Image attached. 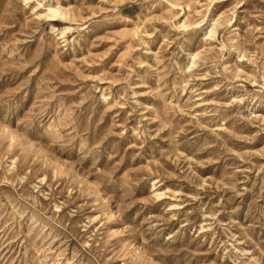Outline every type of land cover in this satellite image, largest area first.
I'll return each mask as SVG.
<instances>
[{
	"label": "rangeland",
	"instance_id": "374dc122",
	"mask_svg": "<svg viewBox=\"0 0 264 264\" xmlns=\"http://www.w3.org/2000/svg\"><path fill=\"white\" fill-rule=\"evenodd\" d=\"M0 264H264V0H0Z\"/></svg>",
	"mask_w": 264,
	"mask_h": 264
}]
</instances>
